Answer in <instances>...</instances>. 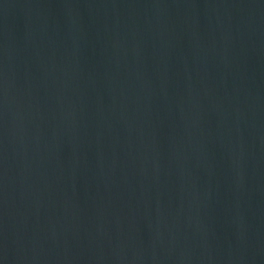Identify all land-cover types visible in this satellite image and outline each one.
Listing matches in <instances>:
<instances>
[{
	"label": "water",
	"instance_id": "obj_1",
	"mask_svg": "<svg viewBox=\"0 0 264 264\" xmlns=\"http://www.w3.org/2000/svg\"><path fill=\"white\" fill-rule=\"evenodd\" d=\"M0 264H264V0H0Z\"/></svg>",
	"mask_w": 264,
	"mask_h": 264
}]
</instances>
